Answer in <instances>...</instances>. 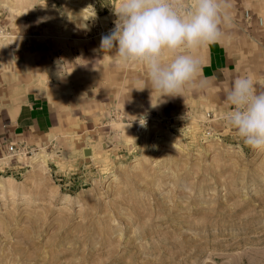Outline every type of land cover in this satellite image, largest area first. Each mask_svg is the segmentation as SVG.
<instances>
[{"label": "rangeland", "instance_id": "1", "mask_svg": "<svg viewBox=\"0 0 264 264\" xmlns=\"http://www.w3.org/2000/svg\"><path fill=\"white\" fill-rule=\"evenodd\" d=\"M119 6L0 0V109L28 98L48 127L0 149V264H264V151L223 120L237 77L264 91V0H222L227 67L197 50L195 82L156 106L145 68L100 49Z\"/></svg>", "mask_w": 264, "mask_h": 264}, {"label": "clouds", "instance_id": "2", "mask_svg": "<svg viewBox=\"0 0 264 264\" xmlns=\"http://www.w3.org/2000/svg\"><path fill=\"white\" fill-rule=\"evenodd\" d=\"M114 28L102 35L100 49L121 66L145 68V87L158 103L182 96L201 71L197 50L222 37L228 20L222 0H120ZM229 110L223 120L252 150L264 151V91L254 75L237 77L226 93Z\"/></svg>", "mask_w": 264, "mask_h": 264}, {"label": "crops", "instance_id": "3", "mask_svg": "<svg viewBox=\"0 0 264 264\" xmlns=\"http://www.w3.org/2000/svg\"><path fill=\"white\" fill-rule=\"evenodd\" d=\"M260 24L261 22L258 23L256 19L251 22L252 42L254 43L256 41L258 43V51L260 50V41L264 39V32L261 33L260 31L264 29L259 27ZM207 49L212 55L208 59V64L214 68L219 67L221 69L227 67L230 53L234 50L232 47H228L226 39H222V37L219 42L207 47ZM261 49L264 50V45ZM30 101L27 98L24 102L11 105L8 110H5V107L0 109V149L3 147V142L12 141L16 143L18 141L21 143L23 139L31 135L35 136L40 133H45L44 131L48 129L45 107Z\"/></svg>", "mask_w": 264, "mask_h": 264}, {"label": "built area", "instance_id": "4", "mask_svg": "<svg viewBox=\"0 0 264 264\" xmlns=\"http://www.w3.org/2000/svg\"><path fill=\"white\" fill-rule=\"evenodd\" d=\"M242 15H243V18H245V20H248L250 17L247 10H244ZM256 21L258 23L261 22L259 18H256ZM3 152L8 156H14L16 154H26L28 152L31 153L30 150H27V147H20L19 148V147H17L16 143L12 142V141L3 142ZM0 159H1V157H0ZM5 169H6V165L1 164V162H0V173L3 172Z\"/></svg>", "mask_w": 264, "mask_h": 264}, {"label": "bare ground", "instance_id": "5", "mask_svg": "<svg viewBox=\"0 0 264 264\" xmlns=\"http://www.w3.org/2000/svg\"><path fill=\"white\" fill-rule=\"evenodd\" d=\"M83 12H85V15H86V16L88 15V10L83 9ZM0 185H1V184H0ZM1 187H2V185H1Z\"/></svg>", "mask_w": 264, "mask_h": 264}]
</instances>
